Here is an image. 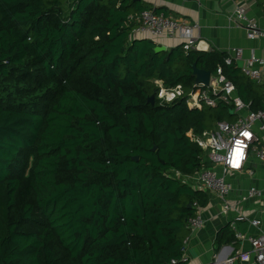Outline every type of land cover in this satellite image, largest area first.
I'll return each instance as SVG.
<instances>
[{"label":"trees","instance_id":"16d2710c","mask_svg":"<svg viewBox=\"0 0 264 264\" xmlns=\"http://www.w3.org/2000/svg\"><path fill=\"white\" fill-rule=\"evenodd\" d=\"M152 7L0 0V264H173L182 255L194 203L210 201L175 173L207 165L188 132L235 114L185 97L152 105L155 79L190 91L194 64L220 66L253 110L264 109V85L226 52L157 51L134 37L129 16ZM234 239L230 224L217 235L219 246Z\"/></svg>","mask_w":264,"mask_h":264},{"label":"built area","instance_id":"2783aa9c","mask_svg":"<svg viewBox=\"0 0 264 264\" xmlns=\"http://www.w3.org/2000/svg\"><path fill=\"white\" fill-rule=\"evenodd\" d=\"M234 13L237 25L246 30L248 38L264 39V27L258 23L255 17L248 14L246 7L239 5ZM128 22H134L132 33H149L155 37L163 35L170 38L180 37L183 39L182 44L186 51L195 49L197 46L198 38L193 33V27L198 26V23L193 26L189 25L171 15L156 12L154 7L130 15ZM226 54L225 61L227 63L242 61V72L251 80L260 82L261 66L264 64V46L263 55L252 53L245 56L242 47L229 49ZM155 83L158 86L156 98L160 103H170L185 97L190 107L215 108L220 103H225L233 107L235 114L233 120L216 121L213 127L201 133L189 130L190 138L204 149L203 160L207 165L204 164L192 175H184L179 171H175V173L184 181L193 182L198 188L216 193L222 201V211L225 214L233 209L238 210L239 202L263 197L264 188L250 186L248 191L241 196L239 202L233 204L230 198L233 185L228 175L231 171L247 169L248 162L253 156L264 163V109H251L250 103H246L240 97L236 85L226 77L220 66L216 73L211 74L208 85L196 82V87L190 91H187L182 84L167 85L162 79H155ZM194 207L196 213L188 219L187 224L191 233L184 240L182 255L179 258H174L173 264L180 262L190 264L191 262L188 243L191 235L205 224L203 207L198 202L194 203ZM245 219L246 216L239 212L236 219L230 222L235 238L240 241H248L258 263L264 264V232L253 235L239 230L237 221ZM252 223L259 226L261 221L253 219ZM246 255L247 253L241 250L226 258L215 253L212 261L204 264H235L237 259L244 258Z\"/></svg>","mask_w":264,"mask_h":264},{"label":"crops","instance_id":"0c3cea01","mask_svg":"<svg viewBox=\"0 0 264 264\" xmlns=\"http://www.w3.org/2000/svg\"><path fill=\"white\" fill-rule=\"evenodd\" d=\"M155 8H161L169 15L183 22L198 26L193 27V33L198 38L196 50L227 52L235 47L244 48L245 56L252 53L263 55L264 39H250L246 30L237 25L235 10L237 6L246 7L249 15L255 17L264 27V0H142ZM134 37L153 39L157 45H164L168 50L183 43L180 37L170 38L167 35L152 36L149 33H133ZM264 85V64L261 66V80ZM248 168L243 171H231L228 178L233 190L231 201L239 202L250 186L264 188V163L257 157H251ZM210 201L203 207L205 224L196 230L188 243L190 264H204L212 261L215 253L222 258L233 255L241 250L247 253L246 257L237 259L235 264H259L251 250L248 241L236 238L231 242L217 243L219 231L236 219L239 212L246 216L245 220L237 221L238 229L245 233L257 235L264 232V196L239 202L238 210H231L227 214L222 211V201L219 196L210 192ZM253 219L261 221L259 226L252 223Z\"/></svg>","mask_w":264,"mask_h":264},{"label":"water","instance_id":"95a60500","mask_svg":"<svg viewBox=\"0 0 264 264\" xmlns=\"http://www.w3.org/2000/svg\"><path fill=\"white\" fill-rule=\"evenodd\" d=\"M157 51H165L168 50L166 46L164 45H157L156 46ZM240 66H242L243 62H238ZM212 72L210 70L200 69L196 64L193 65V75L195 76L196 82H201L205 85H208L210 83ZM149 103L152 105H155L156 103V97L155 95H152L149 98ZM155 149V148H154ZM135 159H138V157H134Z\"/></svg>","mask_w":264,"mask_h":264}]
</instances>
